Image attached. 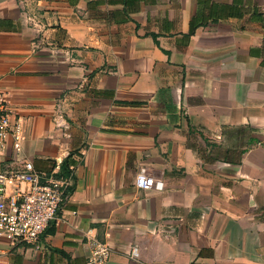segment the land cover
Listing matches in <instances>:
<instances>
[{
  "label": "crops",
  "instance_id": "1",
  "mask_svg": "<svg viewBox=\"0 0 264 264\" xmlns=\"http://www.w3.org/2000/svg\"><path fill=\"white\" fill-rule=\"evenodd\" d=\"M0 91L20 159L74 161L58 219L0 236V264H87L93 239L108 264H264V0H0Z\"/></svg>",
  "mask_w": 264,
  "mask_h": 264
},
{
  "label": "built area",
  "instance_id": "2",
  "mask_svg": "<svg viewBox=\"0 0 264 264\" xmlns=\"http://www.w3.org/2000/svg\"><path fill=\"white\" fill-rule=\"evenodd\" d=\"M26 0H22L25 2ZM35 14H27L28 23L41 27ZM12 140L14 155L0 171V236L14 245L37 244L50 224L58 219L62 203L71 193L72 177L58 178L63 160L56 161L52 172H41L33 161L20 159L23 127L6 93L0 91V145ZM136 186L144 191L163 188V183L146 167L136 176ZM113 248L93 239L87 264H108ZM130 260L140 258L137 245L126 252Z\"/></svg>",
  "mask_w": 264,
  "mask_h": 264
},
{
  "label": "trees",
  "instance_id": "3",
  "mask_svg": "<svg viewBox=\"0 0 264 264\" xmlns=\"http://www.w3.org/2000/svg\"><path fill=\"white\" fill-rule=\"evenodd\" d=\"M134 2V0H132V3ZM74 164V161L71 159H68L66 161L63 162L62 166H61V170L60 173L57 175L58 178H68V177H72L73 180V186L71 188V192L73 191L74 188V176H73V168L72 165Z\"/></svg>",
  "mask_w": 264,
  "mask_h": 264
}]
</instances>
